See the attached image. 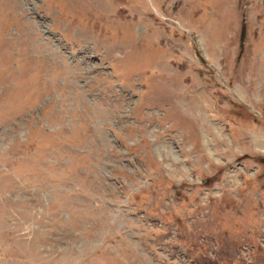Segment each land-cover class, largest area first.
I'll use <instances>...</instances> for the list:
<instances>
[{
    "label": "rangeland",
    "instance_id": "1",
    "mask_svg": "<svg viewBox=\"0 0 264 264\" xmlns=\"http://www.w3.org/2000/svg\"><path fill=\"white\" fill-rule=\"evenodd\" d=\"M0 264H264V0H0Z\"/></svg>",
    "mask_w": 264,
    "mask_h": 264
}]
</instances>
